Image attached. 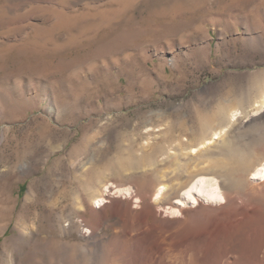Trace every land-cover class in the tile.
<instances>
[{
	"label": "rangeland",
	"instance_id": "rangeland-1",
	"mask_svg": "<svg viewBox=\"0 0 264 264\" xmlns=\"http://www.w3.org/2000/svg\"><path fill=\"white\" fill-rule=\"evenodd\" d=\"M258 80L264 0H0V264H115L116 244L133 249L126 223L109 214L92 236L85 218L98 184L82 194L86 211L69 194L98 169L104 204L131 199L140 210L135 185L152 189L155 172L179 183L177 195L227 142L243 146L264 128ZM232 104L215 140L195 128ZM119 156L146 168L114 176L105 167ZM171 201L157 206L163 217L189 207ZM249 230L226 246L239 251Z\"/></svg>",
	"mask_w": 264,
	"mask_h": 264
},
{
	"label": "bare ground",
	"instance_id": "bare-ground-1",
	"mask_svg": "<svg viewBox=\"0 0 264 264\" xmlns=\"http://www.w3.org/2000/svg\"><path fill=\"white\" fill-rule=\"evenodd\" d=\"M256 86L258 93H264V81L258 80ZM237 110L238 107L234 104L221 106L214 117L202 119L196 117L192 121L196 122L195 128H198L199 132L211 131V138L215 140L224 133V129L218 128L215 124L217 119H220L217 116L223 119L230 113L231 117H235ZM198 131L193 132L194 135ZM256 131L257 136L243 146L231 142L223 144L224 147L219 154L211 156L212 159L209 160L206 169L209 172L200 173L189 183L182 184L175 196L173 195L176 188H179V183L167 182L169 180L165 179L169 176L167 172L152 174L157 183L152 189L145 190L136 184L135 195L141 200L138 203L141 205L140 210L133 207L131 199H112L110 203L104 204L105 194L102 188L98 187V181L105 177V172L98 169L93 171L92 179L88 176L90 181L79 183L77 196L74 195L76 192L72 196L69 194L68 204L74 209L86 211V202L82 194L92 192L93 187L95 190L98 184L97 188L100 190L93 191L90 196L96 205L100 207L104 204V207L98 208L92 202L88 203L91 214L85 218V226L91 228L94 236L107 215L118 216L126 223L123 229L125 234L129 235V241L133 243V249L130 250L125 248L126 242L124 245L116 244L118 249L115 250V254L118 259L115 264H264V128L257 126ZM51 136L52 134H47V141ZM207 139L202 141L203 145L208 143ZM131 155L136 158L134 153ZM30 161L34 163V168L40 165L41 152H35ZM131 165L135 169L134 175L146 168L139 164L133 166L135 164L124 156L108 161L105 168L112 171L114 176L128 179L132 176ZM252 172L255 175L254 179L248 177ZM219 177L225 179L226 183L221 184ZM167 187L170 188L168 191ZM66 189L63 188L67 192ZM123 190V193H131L130 187ZM171 196L180 197L189 207L176 205L173 212H179L181 216L163 217L160 212L158 213L157 206L175 205L172 204ZM66 220L71 224L74 222L71 217H67ZM246 227L251 230L246 232L240 250L236 251L237 249L233 247L234 251L227 247L226 243L234 241L240 230ZM64 229L68 230L66 227ZM221 241L225 244H220ZM220 246L222 247L219 248ZM83 253H86V250H83ZM108 253L103 254L102 259H105ZM239 257L242 262L238 261ZM99 264H105V260Z\"/></svg>",
	"mask_w": 264,
	"mask_h": 264
}]
</instances>
